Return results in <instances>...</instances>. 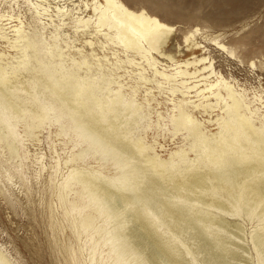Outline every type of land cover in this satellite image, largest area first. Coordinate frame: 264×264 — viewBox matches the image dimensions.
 I'll list each match as a JSON object with an SVG mask.
<instances>
[{"label": "bare ground", "instance_id": "1", "mask_svg": "<svg viewBox=\"0 0 264 264\" xmlns=\"http://www.w3.org/2000/svg\"><path fill=\"white\" fill-rule=\"evenodd\" d=\"M23 1L40 17L48 15L49 5L54 3L61 21L55 30L67 25L65 19L69 18L73 29L95 37L84 38L99 65L94 73L106 64L101 60L109 64L111 76L101 83L92 84L94 80L89 77L65 70L59 74H73L74 80L66 83L56 77L54 83L45 84L53 95L70 103L65 105L71 110L77 135L87 141L88 146L79 148L69 160L74 156L84 158L88 147L94 146L107 152L120 167L108 176L98 169L71 164L63 179L65 187L75 180L80 195L87 199L89 211L81 218L82 224H90L95 216L105 218V240L110 245L112 260L123 264H233L236 259L246 260L241 245L246 226L243 220L256 217L249 244L255 264H264V111L259 114L261 117L257 116L259 123L255 122L258 107L250 104L243 88L235 86L229 70L224 73L215 65L212 50L225 47L212 43L217 36L202 32L184 34L185 48L178 54L183 56L180 58L168 51V40L164 45L158 42V25L153 18L137 12L142 7L132 8L122 0ZM3 15L0 13V38L11 39L13 47L22 41L24 52L33 45L31 37L24 33L21 23L6 21L8 16L3 17L4 21ZM9 31L12 37L8 36ZM198 36L203 40H198ZM94 44L110 48L114 61H109L105 53H94ZM163 46L167 52L161 51ZM56 54L62 55L61 47ZM3 57L4 52L0 51V111L16 108L14 101L22 90L17 80L10 77L17 67L28 68L29 62L23 57L16 65L9 64L2 62ZM82 62L90 68L84 58L79 65ZM123 62L136 66L135 78L153 81L156 88L166 89L171 96L170 100L168 95L172 105L166 121L160 123L159 119L164 118L158 111L155 124L172 135L181 132L182 140L166 157L156 149L163 147L161 143L132 135L127 127L141 101L122 89L123 74L116 70L124 66ZM146 68L150 75L145 73ZM134 86L130 85L131 90H135ZM151 88L146 89V94L153 99ZM147 95L145 100L149 101ZM19 109L27 110L22 106ZM48 109L54 106L39 105L37 119L45 118ZM5 126L9 146L15 150L14 142L20 133L9 120H5ZM191 152H195L193 156L189 155ZM5 260L0 252V261Z\"/></svg>", "mask_w": 264, "mask_h": 264}, {"label": "rangeland", "instance_id": "2", "mask_svg": "<svg viewBox=\"0 0 264 264\" xmlns=\"http://www.w3.org/2000/svg\"><path fill=\"white\" fill-rule=\"evenodd\" d=\"M122 1L132 8L142 7L145 3V0ZM53 5L54 3H51L48 7L49 16L40 17V14H37L33 7L28 8L23 0H0V13H5L2 18L12 16L7 17V20L3 18L4 21L10 19L12 23H21L24 33L31 37L33 43L22 52V41L16 42L13 47L11 39L0 38V51L4 52L2 62L9 61V64L16 65L23 57L29 61L28 68L17 67L10 77L17 80L19 89L22 90L14 101L16 108H4L0 111V252L9 264H123L112 260L110 245L105 240L107 223L104 217L95 216L90 224H82L81 218L89 211V207L85 205L87 199L80 195L79 184L70 180L68 186H63V179L71 164L98 169L108 176L113 175L120 167L107 152L94 149V146L88 147L84 158L74 156V159L69 160L79 148L88 146L87 141L81 140L77 135L68 107L70 103L63 102L59 96L53 95L50 87L45 84L54 83L56 77H61L69 83L74 80L73 74L83 78L89 77L94 80L92 84L101 83L111 76L108 74L109 64L101 60L106 63L99 71L103 73H94L99 65L89 53L90 46L84 43L85 37L93 35L86 36L73 29L69 18L65 19L69 22L67 25H60L55 30V25L61 21ZM198 6L205 18L203 23L208 26L202 32L203 35L222 38L229 51L230 40L240 37L248 43L245 48L246 58L257 57V69L253 71L251 60H248L246 67L239 59L235 63L230 62L229 51L212 50L215 65L220 66L224 73L230 71L235 86L243 88L246 97L251 101L250 104L258 107L254 121L259 123L257 116L264 111V75H261L264 73V55L258 56L264 46V0H204ZM184 7L187 10L192 6ZM208 28H215L216 32L206 34ZM184 34L178 31L168 43V51L175 57H183L178 54L183 52L181 44H184ZM8 36L12 37L11 31ZM90 39L94 40L95 37ZM197 39L203 40L199 36ZM93 46L94 53L99 56L105 53L109 61H114L110 48H100L97 44ZM59 47L62 48L61 56L56 54ZM23 53L26 55L23 56ZM120 56L125 59V55L120 53ZM157 57L165 61L161 56ZM83 58L89 62V69L83 62L79 65ZM123 64L122 68L116 70L123 74L120 77L122 89L141 101L137 113L134 114V120L129 119L127 127L132 130V135H142L149 142L155 139L161 143L163 147L156 146V149L162 157H166L168 151L174 149L182 140L181 132L172 135L155 124L158 111L164 118L159 119L160 123L166 121L172 105L171 96L166 89L156 88L153 81L144 82L135 78V65L131 66L125 62ZM59 65L63 66V69L60 70ZM54 68L57 70L50 74ZM65 70L73 74L70 77L69 74H59V71ZM145 73L150 75V69L146 68ZM131 84L135 85V90H131ZM115 85L111 83V86ZM149 86L155 96L153 99L150 94H146ZM260 94L261 99L258 98ZM146 95L149 101L145 100ZM39 105H51L54 109H48L46 117L38 120L35 113ZM21 106L27 110L19 112ZM1 116L6 122L9 120L20 133L18 140L14 142L15 150L9 146L7 127ZM27 124L32 127L28 128ZM194 153L189 155L193 156ZM64 160H68L67 163ZM90 212L95 214L93 210ZM256 221V217L252 220L244 218L243 224L246 226L241 245L244 246L246 260L236 259L233 264L256 263L252 245L249 244L250 229L254 228Z\"/></svg>", "mask_w": 264, "mask_h": 264}, {"label": "snow or ice", "instance_id": "3", "mask_svg": "<svg viewBox=\"0 0 264 264\" xmlns=\"http://www.w3.org/2000/svg\"><path fill=\"white\" fill-rule=\"evenodd\" d=\"M204 0H145L142 8L137 9V12L140 15L148 16L153 18L155 23L158 25L157 38L158 42L161 45H164V41H171L172 37L178 31L187 34H194L196 32H203L208 27L203 23L205 19L202 14L201 8L198 6L202 4ZM191 5L192 7L185 10L184 6ZM175 17V18H168ZM215 28H208L209 33H215ZM243 33H241V37ZM213 44L220 46L225 45L224 50L229 51V47L226 42L222 39H213ZM231 47V61L235 63L237 59L242 62L246 67L248 66V60H251V68L253 71L257 69V57H247L245 55V48L248 47L247 41L238 37L235 40H230ZM185 44H181V51ZM162 52H167V47H161ZM211 49L208 53H205L206 56H209ZM264 55V46L261 48V52L258 56ZM207 60L204 61L207 64ZM261 75H264L262 73ZM264 83V80H262ZM86 134V133H85ZM0 264H8V262L0 261Z\"/></svg>", "mask_w": 264, "mask_h": 264}]
</instances>
